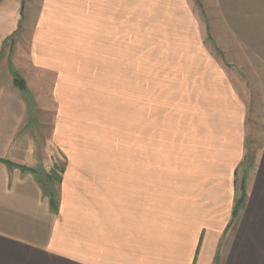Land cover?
Instances as JSON below:
<instances>
[{
    "label": "crops",
    "instance_id": "obj_1",
    "mask_svg": "<svg viewBox=\"0 0 264 264\" xmlns=\"http://www.w3.org/2000/svg\"><path fill=\"white\" fill-rule=\"evenodd\" d=\"M20 1L0 0L31 71L19 89L0 64V264H264V0Z\"/></svg>",
    "mask_w": 264,
    "mask_h": 264
},
{
    "label": "rangeland",
    "instance_id": "obj_2",
    "mask_svg": "<svg viewBox=\"0 0 264 264\" xmlns=\"http://www.w3.org/2000/svg\"><path fill=\"white\" fill-rule=\"evenodd\" d=\"M13 1H15V0H13ZM22 1H24V3H23V16L25 18V15H26L27 10H28L27 9V3H26L27 0H21L19 3L18 9L21 8ZM6 4H7L6 7L9 10L12 7L11 6L12 4H8V3H6ZM8 14H11V10H10V12L8 11ZM201 14L205 18L203 11H201ZM18 18H19V15L17 17H15V16L10 17L7 19V22L8 21L11 22L12 23L11 25H14V28H16ZM8 23L5 25H0V28L6 29L8 26ZM21 29H22V27L19 28L18 32L14 36H12L10 39H8L3 44L2 48L0 47V64L3 61V59L6 57V55L8 54V58H7L8 71L11 72L12 70H14L15 72L19 73L20 76L23 77L26 81L27 80L30 81L31 80V71L28 68V66H26L23 61L14 62V58H13L14 56L21 57L22 52L26 49V46L24 45V43H26V41L23 43L20 40L22 37L21 36V32H22ZM210 47H211V45H210ZM212 50H213V48H212ZM215 54L217 57H220L218 55V52H216ZM36 140L38 142V143L36 142V145L37 144L40 145L39 149L36 148L35 151L31 150V151H33V153H30L28 150L24 149L23 150V157L21 160H19L20 163L33 167L35 165V162L37 160H39V158H40L39 156L41 155V151L46 150L47 147L49 148V146L46 144V141L42 138V136L40 134H39V139L36 138ZM251 143H252V146H255V144H256L254 140H252ZM55 157L57 159V162L59 161L58 163H60L61 160L59 159V157L57 155ZM44 158H45V155H44ZM38 169H39V171H43V172H47L49 170L48 172L52 173V172H56L57 165L51 164V162H49V159L46 161L41 160L39 163ZM46 169H47V171H46ZM55 182H56V179L54 180V183Z\"/></svg>",
    "mask_w": 264,
    "mask_h": 264
},
{
    "label": "trees",
    "instance_id": "obj_3",
    "mask_svg": "<svg viewBox=\"0 0 264 264\" xmlns=\"http://www.w3.org/2000/svg\"><path fill=\"white\" fill-rule=\"evenodd\" d=\"M23 3H24V1H22V3H21V8H20V14L21 15H22V12H23ZM20 27H21V20L18 22V26H17L18 30H19ZM18 30H15L12 33V35L10 36V38L12 36H14L18 32ZM10 38H8V39H10ZM8 39H6V41ZM11 72H12V75H13V83L16 85V87H18L19 89H24L25 86H26V82H25L24 78L21 77L19 75V73L15 72L14 70H12ZM47 178L49 180L53 181L55 179L59 180L60 176L58 175L57 172H52V173L49 172L47 174ZM237 189H238V195L236 197V202L234 204L233 217H236L238 215L239 210L243 207L244 202H245L246 190H245V186H244V183H243V179H241V183H240V185L238 186ZM49 195L52 197L51 193ZM51 203L53 204V200H52Z\"/></svg>",
    "mask_w": 264,
    "mask_h": 264
}]
</instances>
